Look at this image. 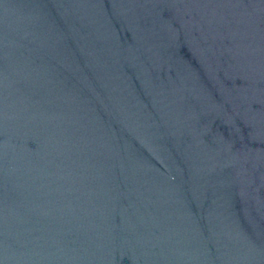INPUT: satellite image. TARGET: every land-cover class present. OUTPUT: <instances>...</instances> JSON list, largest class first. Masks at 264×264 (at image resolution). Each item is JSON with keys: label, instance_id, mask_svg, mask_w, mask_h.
<instances>
[{"label": "water", "instance_id": "obj_1", "mask_svg": "<svg viewBox=\"0 0 264 264\" xmlns=\"http://www.w3.org/2000/svg\"><path fill=\"white\" fill-rule=\"evenodd\" d=\"M0 264H264V0H0Z\"/></svg>", "mask_w": 264, "mask_h": 264}]
</instances>
